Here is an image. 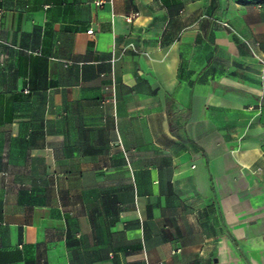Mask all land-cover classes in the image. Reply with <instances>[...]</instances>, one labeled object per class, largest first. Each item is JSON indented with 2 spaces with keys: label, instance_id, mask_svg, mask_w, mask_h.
Wrapping results in <instances>:
<instances>
[{
  "label": "crops",
  "instance_id": "1",
  "mask_svg": "<svg viewBox=\"0 0 264 264\" xmlns=\"http://www.w3.org/2000/svg\"><path fill=\"white\" fill-rule=\"evenodd\" d=\"M104 1L0 0V264H264V0Z\"/></svg>",
  "mask_w": 264,
  "mask_h": 264
},
{
  "label": "built area",
  "instance_id": "2",
  "mask_svg": "<svg viewBox=\"0 0 264 264\" xmlns=\"http://www.w3.org/2000/svg\"><path fill=\"white\" fill-rule=\"evenodd\" d=\"M109 1H110V0H109ZM104 2H105L104 0H95V4H96L97 6H101ZM87 32H88V33H91L92 30H91V29H88ZM107 101H108V99L104 100V102H107ZM112 101H113V100H112Z\"/></svg>",
  "mask_w": 264,
  "mask_h": 264
}]
</instances>
